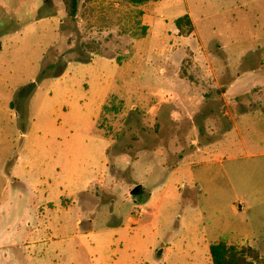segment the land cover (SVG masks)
Instances as JSON below:
<instances>
[{
    "label": "rangeland",
    "instance_id": "374dc122",
    "mask_svg": "<svg viewBox=\"0 0 264 264\" xmlns=\"http://www.w3.org/2000/svg\"><path fill=\"white\" fill-rule=\"evenodd\" d=\"M80 2L0 0V264H213L259 239L264 0Z\"/></svg>",
    "mask_w": 264,
    "mask_h": 264
},
{
    "label": "trees",
    "instance_id": "16d2710c",
    "mask_svg": "<svg viewBox=\"0 0 264 264\" xmlns=\"http://www.w3.org/2000/svg\"><path fill=\"white\" fill-rule=\"evenodd\" d=\"M99 0H85L86 4H92ZM118 3H128V4H145L150 0H113ZM162 1V0H155ZM66 13L72 20H77L80 14V0H63ZM176 27L181 36H190L194 33L195 27L192 19L189 15H184L175 21ZM144 33H146L147 28H143ZM101 116V115H100ZM99 120V119H98ZM97 120V122H98ZM95 134L102 136L110 140L107 136H104L98 129L96 123ZM210 255L213 264H264V257L261 255L260 251L251 247L243 246L238 247L234 245H227L225 243H216L210 247Z\"/></svg>",
    "mask_w": 264,
    "mask_h": 264
},
{
    "label": "crops",
    "instance_id": "0c3cea01",
    "mask_svg": "<svg viewBox=\"0 0 264 264\" xmlns=\"http://www.w3.org/2000/svg\"><path fill=\"white\" fill-rule=\"evenodd\" d=\"M192 12V11H191ZM191 12H188L187 13V15H189L190 16V18L192 19V13ZM176 21V20H175ZM192 22H193V19H192ZM194 24V23H193ZM211 71H212V73H214V74H216V72H215V70L214 69H211ZM205 72V70H203V73ZM240 77H238V79H239ZM238 79H237V81H238ZM237 83H232L230 86H229V88H228V90H227V92L224 94V98L222 99L223 100V102L225 103V105H226V108H227V111H226V114L227 115H230V110H229V108L230 107H239V108H241V109H243V108H245V107H247V104H245L243 101L242 102H240L239 101V98H236L234 101L233 100H231V99H229L230 97V94L231 93H234L235 92V90H236V88H237V85H236ZM254 87L253 88H255V85H253ZM251 102H249V104H248V107H249V111L247 110L246 112H248V113H250V115H253L256 119H259V120H261V122L260 123H263L261 126H259L260 128H261V130H262V132H263V134H264V100H262V101H258V102H254V101H252V100H250ZM239 112H240V110H239ZM238 113V112H237ZM258 127V126H257ZM256 126H255V130H256V128H257ZM257 149V147L256 148H253V149H248V148H246V151H249V150H253V151H257L256 150ZM248 156H250V157H256V156H258V158H264V151H260V152H258V153H256V154H248ZM263 162H261V161H258V163H256V162H253V166H254V169L255 170H263L264 171V160H262ZM256 165V166H255ZM258 166V167H257ZM264 191V190H263ZM256 193L257 194H255V195H258V194H262V191L261 190H256ZM245 200V199H244ZM262 200V201H261ZM255 202H257V203H255V205H254V207H253V209H252V211H257V210H259L263 205H264V199H260V198H257L256 200H255ZM242 210H243V207L241 208ZM256 216V215H255ZM138 218L139 217H131V219H130V223H132L133 225H136V224H139V220H138ZM261 236L260 237H258L259 239H257V238H255V237H253V239H243L240 243H236V244H227V245H234V246H241V247H243V246H251V247H253V248H255V249H257V250H259V249H261V247H259V246H264V229H263V233L262 234H260ZM264 247H262V249H263Z\"/></svg>",
    "mask_w": 264,
    "mask_h": 264
},
{
    "label": "water",
    "instance_id": "95a60500",
    "mask_svg": "<svg viewBox=\"0 0 264 264\" xmlns=\"http://www.w3.org/2000/svg\"><path fill=\"white\" fill-rule=\"evenodd\" d=\"M141 190L140 187L136 188L134 191H133V194H138V192Z\"/></svg>",
    "mask_w": 264,
    "mask_h": 264
}]
</instances>
